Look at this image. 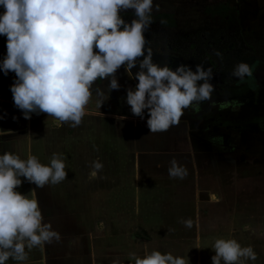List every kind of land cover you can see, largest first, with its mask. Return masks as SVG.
Here are the masks:
<instances>
[{
    "label": "clouds",
    "instance_id": "obj_1",
    "mask_svg": "<svg viewBox=\"0 0 264 264\" xmlns=\"http://www.w3.org/2000/svg\"><path fill=\"white\" fill-rule=\"evenodd\" d=\"M0 7L4 9L0 36L7 39L0 72L4 76L15 73L10 92L25 120L33 113H45L60 124L78 127L93 92L97 107H101L111 91L120 90L118 69L124 66L131 73L137 63L140 70L131 77L138 84L135 91H127L126 103L141 120L147 110L151 133L169 130L180 123L185 109L199 112L201 103L212 100L211 67L205 69L201 63L193 71L182 64L173 70L167 63L153 62V51L144 36L153 23V0H0ZM129 9L135 10L131 23L121 16ZM155 10H160L158 4ZM214 54L223 59L219 51ZM252 74L243 62L231 73L237 79ZM104 80H108L107 95L97 84ZM65 167L64 157L58 153L52 154L49 165L40 163L31 152L26 160L10 152L0 155V264L9 259L22 264L33 248L60 242V234L50 222H44L36 190L24 195L16 189L24 183L21 178L41 189L61 183L67 177ZM91 169L90 178L95 179L103 164L94 160ZM168 172L171 178L181 180L188 175L187 168L175 159ZM211 198L216 201L215 196ZM181 222L192 227L190 219ZM214 249L212 264H246L258 259L252 246L242 247L235 239H217ZM129 258L135 264H186L184 258L170 252H146L143 258L132 253Z\"/></svg>",
    "mask_w": 264,
    "mask_h": 264
},
{
    "label": "crops",
    "instance_id": "obj_2",
    "mask_svg": "<svg viewBox=\"0 0 264 264\" xmlns=\"http://www.w3.org/2000/svg\"><path fill=\"white\" fill-rule=\"evenodd\" d=\"M5 77L4 81L1 79L2 84L0 83V116L7 113L4 119L0 120V155L4 152L16 155L24 153L20 158L26 160L31 152L40 163L49 165L53 153L62 154L67 172L63 182L56 185L47 184L42 189L21 178L24 183L16 191L27 195L35 189L44 222H50L61 236L60 242L54 241L42 249L33 248L28 253V260L22 264H113V261H119V264H135V261L129 258L130 254L135 253L143 258L146 252L150 254L152 251L162 254L180 252V256L187 260L186 255L191 245L195 246V258L192 259L194 264H212L211 257L215 255L214 242L217 239H235L242 247L252 246L258 259L249 260L246 264H264V217L257 214L262 212L256 211L253 217L249 218L242 207L239 211L232 212L226 209L230 200L229 192L224 188H217L214 181L209 185L204 184L205 178L194 159L191 144L187 146L181 138L177 141H167L166 131L151 133L147 119L122 115L126 119L117 121L114 117L120 115L105 114L99 110L89 114L86 111L80 130H89L90 117L111 120L117 124V128L119 127L120 135L126 138L129 147L128 153L127 150H120L119 173L112 174L106 168L110 166L108 164L99 172L97 178H90L92 159L101 160L100 156H94L93 152L89 151L92 143L86 142L83 144L84 150H78V141L75 144V140H78V128H72L67 123L60 124L45 113H33L30 120H25L22 112L14 106L10 92V87L16 79L15 73ZM14 116L17 117L15 121ZM66 132L69 140L62 138L66 136ZM51 148L54 149L53 153L47 155L52 151ZM130 155H136L139 166L141 163L144 168L145 184L140 190L139 178L134 177L136 190H146L149 195L143 207L144 210L147 209V215L142 219L139 218V202H134L137 217L134 220L130 219V214H125V210L132 209L126 205L125 200L129 190H120V202L105 200V196L115 192V188L106 185L108 180L117 178L112 176L120 174V183L123 179L127 180V183L132 179V173L126 170ZM173 159L187 168L188 175L183 180L169 176L168 169ZM123 162L126 165H123ZM158 173L162 175L159 178ZM217 180L219 181L218 178ZM241 180L239 186L244 182ZM247 182L251 183L252 187L255 186L251 180ZM154 185H157V188H153ZM158 186L163 187L160 190L164 196L172 195L169 203H160L161 208L151 195L159 189ZM251 186L244 187L243 194L251 190ZM127 188L130 189L129 186ZM234 188L240 193V196H236L237 200L243 202L242 192L238 189L241 187ZM221 190L224 198H218V194L222 196ZM114 196V199L119 197L117 194ZM176 196L184 197L190 203L176 202ZM212 196L216 197V201L212 200ZM222 200L228 205H221ZM160 209L168 212L161 217L164 225L158 222L156 227L150 224L151 218H160L163 213H157ZM183 210H191L193 213L189 218L177 217L178 212L181 214ZM237 212L243 214L238 215ZM175 218L177 220L173 222ZM189 219L192 221L191 228L185 227L181 222ZM124 222L130 223L126 229L120 227ZM206 245L209 251L204 250ZM200 258L205 262L199 260ZM6 264L17 262L9 259Z\"/></svg>",
    "mask_w": 264,
    "mask_h": 264
},
{
    "label": "flooded vegetation",
    "instance_id": "obj_3",
    "mask_svg": "<svg viewBox=\"0 0 264 264\" xmlns=\"http://www.w3.org/2000/svg\"><path fill=\"white\" fill-rule=\"evenodd\" d=\"M193 1L183 0V3H180L182 9L178 11L166 9L157 14L152 13L153 23L144 32L148 46L153 51L154 63H167L173 70L182 64L188 65L193 71L196 65L202 63L205 69L211 67L214 75L211 81L215 87L212 100L201 103L199 112L192 108L185 109L180 123L170 127L165 137L167 141H177L181 138L187 146L191 144L194 159L204 178H209L207 176L213 175L211 173H214L216 178L221 176V179L226 181L222 186L226 192L231 190L227 184V179L231 176L251 180L255 186H251V190L245 191L244 195L246 198L259 197L264 200V169H254L255 164H247L245 161L254 158L260 146H264V14L261 17L245 16L248 11L241 9L242 0L232 5L225 1H218L216 5L202 1L196 6ZM253 5L249 2L245 7H250L251 10H248L253 11ZM196 7H201L200 13ZM3 12L4 9L0 7V15ZM134 12L135 10L129 9L121 12V16L131 23L136 18ZM180 13L185 17L182 26L179 22ZM198 14H201V17L195 18ZM6 43V37L0 36V62L7 54ZM216 51L222 53V60L214 54ZM139 59L142 60L143 57ZM241 62L251 67V77L237 79L231 75L235 66ZM139 70L137 63L131 73L126 72L124 66L116 73L121 87L118 91H111L110 99L107 100L119 109L120 105L123 106L122 114H132L129 105H122L120 95L126 98L129 89L136 90L138 81L132 77ZM97 84L107 95L108 80L97 81ZM92 99L86 109L122 116L120 110L103 111L102 106L97 107ZM225 103L228 106L221 108L220 105ZM148 118L145 110L144 119ZM196 151L199 154L203 152L202 155L208 158L210 163L206 165ZM215 160L219 163L216 168L213 166ZM239 162L241 163L238 164ZM202 165L208 170H204ZM240 167L242 168L238 169ZM221 194L222 196L218 194V198H224L223 191ZM231 199L227 201L229 205L225 204L226 201H220L221 205H228L226 209L230 212L242 207L249 218L256 213L255 204L240 202L237 197ZM257 214L264 217V210L262 214Z\"/></svg>",
    "mask_w": 264,
    "mask_h": 264
},
{
    "label": "rangeland",
    "instance_id": "obj_4",
    "mask_svg": "<svg viewBox=\"0 0 264 264\" xmlns=\"http://www.w3.org/2000/svg\"><path fill=\"white\" fill-rule=\"evenodd\" d=\"M191 1H193V0H191ZM194 1H195V6H196V5L200 4L202 1H206V3L210 4V5H216V4H218V1L219 2L225 1L228 4L232 5L238 0H194ZM194 1H193V3H194ZM249 2L251 4L255 5V6L253 5V11H250L251 10L250 7H245V4L249 3ZM180 3H183V0H153V5H154L153 13L157 14L160 11H164L166 9H175L174 11H176V10L178 11V10L182 9ZM157 4L159 5V9H160L159 11L155 10V5H157ZM242 6L243 7H241V9L243 11L245 9L248 11V15L244 14L245 16L251 15V16L255 17L257 15L258 17H261V15L264 14V0H253V1L242 0ZM201 7H196L198 13L201 12ZM196 9H194V11H196ZM248 9H250V10H248ZM131 10H134V9H131ZM180 15H181V17H179V22H180V25L182 26L184 21H185V17L183 16V13H180ZM241 15L244 16L243 14H241ZM239 16H240V14H239ZM196 17L200 18L201 14H198V16L196 15L195 18ZM10 73L11 72H9V74ZM1 79H3V81L6 79V77L4 76L3 72H0V83L2 84L3 81L1 82ZM120 96H121L120 100L123 101L122 105H128L126 103V98L123 97L122 95H120ZM92 98H93L92 100L96 104L97 97H96L95 93H94ZM111 107H113V109ZM122 107L123 106L120 105V109H119L111 101L105 100L104 104L102 105V110L105 111V112H107V111L118 112L120 110V113L122 114V111H121V110H123ZM129 110H131V109L129 108ZM86 111L89 114H92V112H95L96 110H94V109H92V110L86 109ZM122 115L123 116H128L129 115L130 117L137 118L136 116L132 115L131 113L130 114H122ZM83 120L84 119H82V121ZM88 122H89V130L88 131H86L85 129L84 130H80L79 128H81V124L77 127L78 128V132H77L76 138L78 140H75V144H77V141H78V150H84L85 146H83V144H85L86 142L87 143L91 142L92 144H91V146H89V148H90L89 151L93 152L94 156H100V158H101L100 162L103 164V168L106 165L109 164L110 166H107L106 168L108 170H110V172L112 174L119 173L120 172V150H122V151L123 150H127V153H128V149H129V147L127 146V142L125 141L126 138L120 135L119 127L117 128V124L112 122L111 120H108V119L107 120H103V119L102 120H97L95 118L90 117V118H88ZM65 134H66V136L62 137V138H64L65 140H69L67 132ZM17 136L19 137V135H17ZM70 141H71V145L73 147L72 140H70ZM194 147L197 148L196 146H194ZM182 148H183V146H182ZM35 149H37V148H35ZM198 149H199V146H198ZM51 150L52 151L48 152L47 155L53 153L54 149L51 148ZM213 152H215V151H213ZM131 153L132 152L130 151L129 154H131ZM200 153L201 154H199L197 152V155L199 157H201L206 162L205 163L206 165H208L210 163V162L207 161L208 158H206L205 156L202 155L203 152H200ZM207 153H209V152H207ZM23 154L24 153L18 154V156L20 157ZM41 156H42V154H41ZM128 159H129V166L126 167V170L129 173L130 172L132 173V176H133L132 179L129 180L128 183H127V180L123 179L122 182L120 183V174L116 175V176H112L114 178L115 177H117V178L115 180H112V179L108 180L109 182L106 183V185H108L111 188L112 187L115 188L114 194H117V196H119V197L117 199H114L115 198L114 194L113 195L110 194V195L105 196V200H106V202H112L113 200H118L120 202V190H124V188L129 190V192L127 194L128 197H126L125 200L127 202L126 205L128 207H131L132 209L131 210H125V214H130L132 216L130 219H132V220L137 218L136 217V213H135V208H134L135 207L134 202L137 200L139 202L138 210L140 209V212H141V216H139V218L142 219L144 216L147 215V209L144 210L143 207H144V204L146 203L145 200H148V196H149L148 193L146 192V190L140 191L143 188L142 187L143 184H145V176H144V170H143L144 168H143L141 163H140V166H139L138 158H136V155L135 156L130 155ZM94 160H95V158L92 159V161H94ZM216 160H218V159H216ZM216 160L213 163L214 167L218 166V164H219L218 161H220V160H218V161H216ZM245 161H247V164H251V163L255 164L256 166H255L254 169H257V170L264 169V146H260V148L258 150V153L256 154V156L254 158H248ZM240 163L241 162H239L238 164H240ZM124 164L126 165L125 162H123V165ZM69 165L71 166L72 163H69ZM202 167L204 168V170H206V171L208 170V169H206L205 165H202ZM122 168H123V166H122ZM124 168H123V170H124ZM241 168L242 167H240L238 169H241ZM126 170H124V171L126 172ZM216 172H218V171H216ZM211 174H213V175H209V176H207L209 178H205L204 184L205 185H209L211 183V181H214L216 186H217V188H220V187L222 188V186L225 185V182H226L225 179L224 178L221 179V176H218L219 177L218 178L219 181H218L217 178L214 177V173H211ZM161 176L162 175H160L158 173L157 177L159 178ZM134 177L139 178L138 181H139V184H140V190H136V187H135L136 179L134 180ZM243 180H244V182L240 183V186H239V181H242V180L239 179L236 175L231 176L230 178L227 179V181H228L227 184H228L229 187H231V190L228 193L231 196V198H234L237 195L240 196V193L238 191H236L234 187H237V188L241 187V188H238V189L241 190V192H242L244 190V187L252 185L251 183L247 182L248 179H243ZM114 182H116V183L112 184ZM131 182H132V185H131ZM181 184H182V182H181ZM128 186L130 187V189L127 188ZM156 186L157 185H154L153 188H155ZM158 188L159 189L157 191H155V192H152L151 195L153 196V200L155 202H158V207H160V203H166L168 200H170L172 195L168 194V195L164 196L163 192L160 190V188H163V187L158 186ZM230 196H229V199L232 200L230 198ZM174 199L176 200V202L185 203V204L190 203V201L188 199H186L184 197H181V196L180 197L176 196V198H174ZM241 200L245 201V202H251V205L255 204L256 211H258V212H262V210H264L263 209V205H264L263 201L264 200H262L259 197L246 198V196L242 192L241 193ZM168 203H169V201H168ZM261 206H262V209H261ZM183 207L186 208L187 206H183ZM237 210L239 211V207L237 208ZM162 212H163V209H160V210L157 211V213H159V214H161ZM167 212L168 211L163 212L161 214L160 218H158V217H155V219L151 218V223L150 224L155 225L156 227L158 226V224L164 225V223H163L164 220L161 219V217H163L164 214H166ZM191 213H193V211H191V210H183V213L180 214V212H178V214L176 216L177 217H187V218H189ZM239 213L243 214V212H237L238 215H239ZM176 220H177V218L173 219L172 221L175 222ZM178 220H180V218ZM129 224H130L129 222H126V223L124 222V223L120 224V227L126 229V227H128ZM189 250L190 251L186 255V257H187L186 262L192 263L193 262L192 259L195 258L194 257V255H195V246L191 245V248ZM204 250L205 251H209L210 249L206 245V246H204ZM163 253H165V252H163ZM172 255L173 256L182 257V256H180V252L177 253V252L173 251ZM199 260H202V262L204 261L203 258H200ZM194 263L195 262H193V264Z\"/></svg>",
    "mask_w": 264,
    "mask_h": 264
}]
</instances>
